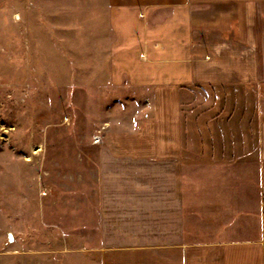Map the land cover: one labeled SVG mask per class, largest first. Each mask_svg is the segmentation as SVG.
<instances>
[{"label": "crops", "instance_id": "obj_1", "mask_svg": "<svg viewBox=\"0 0 264 264\" xmlns=\"http://www.w3.org/2000/svg\"><path fill=\"white\" fill-rule=\"evenodd\" d=\"M101 6L106 66L92 85L108 114L134 112L97 151L98 264H264V0ZM195 91L218 120L182 102ZM199 170L203 209L189 212L186 175Z\"/></svg>", "mask_w": 264, "mask_h": 264}, {"label": "rangeland", "instance_id": "obj_2", "mask_svg": "<svg viewBox=\"0 0 264 264\" xmlns=\"http://www.w3.org/2000/svg\"><path fill=\"white\" fill-rule=\"evenodd\" d=\"M102 2L0 0V264L108 260L95 250L96 156L104 130L128 125L134 110L108 114L106 89L93 87L89 75L103 60L97 50L106 37ZM182 99L196 102L195 117L222 116L204 106L199 91ZM108 119L113 123L104 128ZM202 175H186L189 212L203 209ZM227 176L219 181L236 175ZM261 207L264 213V200Z\"/></svg>", "mask_w": 264, "mask_h": 264}, {"label": "water", "instance_id": "obj_3", "mask_svg": "<svg viewBox=\"0 0 264 264\" xmlns=\"http://www.w3.org/2000/svg\"><path fill=\"white\" fill-rule=\"evenodd\" d=\"M10 238V234L8 235V239Z\"/></svg>", "mask_w": 264, "mask_h": 264}]
</instances>
